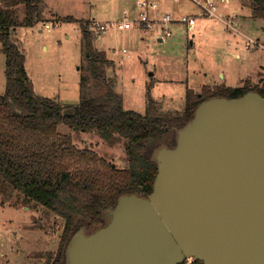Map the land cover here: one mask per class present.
I'll use <instances>...</instances> for the list:
<instances>
[{"label": "rangeland", "instance_id": "obj_1", "mask_svg": "<svg viewBox=\"0 0 264 264\" xmlns=\"http://www.w3.org/2000/svg\"><path fill=\"white\" fill-rule=\"evenodd\" d=\"M131 1L45 0L43 20L33 27H18L12 34L26 56V68L36 92L63 104L78 103L82 77L88 76V90L93 95L100 94L103 84L86 68L80 21L52 22L66 16L106 23L119 21L124 10L132 8ZM159 1L175 16L198 13L189 0ZM251 12L249 0H230L220 4L218 14L225 21L238 23L237 30L222 20L197 17L193 33H188L182 24L175 25L172 35L161 41L157 29L125 31L112 26L107 34L97 36L95 45L114 60L108 74L116 79L126 109L145 112L148 87L153 83L151 94L162 110L181 111L188 88L201 91L204 85L214 84L238 87L247 80L252 86L263 84L264 19H254ZM24 14L22 6L19 15ZM5 68L6 57L0 45V94L6 89ZM59 131L71 134L78 147L92 149L118 168L128 166L124 140L112 143L99 132L65 124L59 125ZM63 226L61 217L27 200L0 176V264L44 263L49 252L57 251ZM194 260L186 258L181 263L192 264Z\"/></svg>", "mask_w": 264, "mask_h": 264}, {"label": "trees", "instance_id": "obj_2", "mask_svg": "<svg viewBox=\"0 0 264 264\" xmlns=\"http://www.w3.org/2000/svg\"><path fill=\"white\" fill-rule=\"evenodd\" d=\"M44 4L45 0H0V45L6 57V89L0 94V176L27 200L63 219L58 249L49 252L42 264H68V246L76 234L88 235L106 226L123 195L152 193L158 150L176 146L178 131L194 118L203 101L235 98L251 90L264 96V82L204 85L201 91L188 88L181 111L162 110L152 97L151 83L145 112L126 109L116 79L108 74L114 60L95 45L97 35L90 23L96 19L66 16L52 23L80 21L86 68L103 84V91L93 95L87 86L89 77L83 76L79 102L63 104L36 92L26 56L12 39L18 27H33L43 20ZM249 4L252 17L264 19V0H249ZM60 124L99 132L112 143L124 140L128 166L118 168L92 149L78 147L71 134L59 131ZM192 264L203 262L195 259Z\"/></svg>", "mask_w": 264, "mask_h": 264}, {"label": "water", "instance_id": "obj_3", "mask_svg": "<svg viewBox=\"0 0 264 264\" xmlns=\"http://www.w3.org/2000/svg\"><path fill=\"white\" fill-rule=\"evenodd\" d=\"M156 158L152 193L76 234L68 264H264V96L203 101Z\"/></svg>", "mask_w": 264, "mask_h": 264}, {"label": "built area", "instance_id": "obj_4", "mask_svg": "<svg viewBox=\"0 0 264 264\" xmlns=\"http://www.w3.org/2000/svg\"><path fill=\"white\" fill-rule=\"evenodd\" d=\"M179 1V0H174ZM198 8L197 14H186L175 16L172 12L163 8L159 0H134L132 8L125 9L123 18L119 21L106 23L95 20L90 23V28L98 37H102L108 33L110 27L114 26L119 30H130L132 28H140L144 31L157 29L160 34L159 39L164 40L172 35V26L184 25L187 32H194L197 28V17H206L210 19H218L227 23L232 29H238L235 21H225L219 14L218 9L221 3L230 2V0H189ZM49 27V23L46 24ZM250 46V45H248ZM117 53V51H115ZM124 52H127L124 49Z\"/></svg>", "mask_w": 264, "mask_h": 264}, {"label": "crops", "instance_id": "obj_5", "mask_svg": "<svg viewBox=\"0 0 264 264\" xmlns=\"http://www.w3.org/2000/svg\"><path fill=\"white\" fill-rule=\"evenodd\" d=\"M133 1H134V0H133ZM133 1H131V2H132V5H133ZM163 8L165 9L164 6H163ZM237 24H238V23H237ZM238 26H239V24H238ZM200 34H201V33H200ZM159 40H161V39H159ZM161 41H163V40H161ZM189 42H190L191 44H193V40H190ZM254 51H255V50H254ZM262 66H264V65H262ZM262 66H260L261 69H262ZM258 72H259V71H258ZM258 75H259V74H258ZM247 81H249V80H247ZM247 81H246V82H247ZM258 84H260V83H258ZM215 85H222V84H214V86H215ZM224 85H225V84H224Z\"/></svg>", "mask_w": 264, "mask_h": 264}, {"label": "flooded vegetation", "instance_id": "obj_6", "mask_svg": "<svg viewBox=\"0 0 264 264\" xmlns=\"http://www.w3.org/2000/svg\"><path fill=\"white\" fill-rule=\"evenodd\" d=\"M226 86V85H225ZM231 87V86H230Z\"/></svg>", "mask_w": 264, "mask_h": 264}]
</instances>
